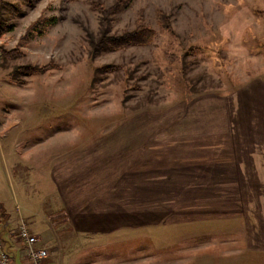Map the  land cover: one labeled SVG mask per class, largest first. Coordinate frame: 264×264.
<instances>
[{"label": "rangeland", "instance_id": "obj_1", "mask_svg": "<svg viewBox=\"0 0 264 264\" xmlns=\"http://www.w3.org/2000/svg\"><path fill=\"white\" fill-rule=\"evenodd\" d=\"M105 15L111 34L143 23L155 37L93 55L89 39L102 33ZM108 66L117 70H101ZM257 76L264 0H0V219L31 216L51 189L49 167L21 166H31L23 147L29 154L54 138L112 134L128 120L191 119L200 94ZM61 224L50 264H122L154 246L159 261L176 250L174 239L73 238Z\"/></svg>", "mask_w": 264, "mask_h": 264}, {"label": "crops", "instance_id": "obj_2", "mask_svg": "<svg viewBox=\"0 0 264 264\" xmlns=\"http://www.w3.org/2000/svg\"><path fill=\"white\" fill-rule=\"evenodd\" d=\"M196 99L191 119L128 120L112 134L54 138L29 154L21 146L31 160L21 166L49 167L51 189L31 216L0 219L15 263L25 264L23 220L50 252L62 223L73 238L176 240L172 258L158 261L154 246L122 264H263L264 77Z\"/></svg>", "mask_w": 264, "mask_h": 264}, {"label": "trees", "instance_id": "obj_3", "mask_svg": "<svg viewBox=\"0 0 264 264\" xmlns=\"http://www.w3.org/2000/svg\"><path fill=\"white\" fill-rule=\"evenodd\" d=\"M55 22V19L49 20L48 23ZM110 21L108 17L105 15L102 20V33L99 35L98 38L92 36L89 39V43L94 49V54H99L105 50H120L123 48H127L129 46H144L150 44L154 37L155 32L153 29L149 28L148 26L144 25L143 23H139L138 26L133 30H127L120 34H111L109 31ZM10 30V29H9ZM7 56H10L12 52H7ZM25 71L22 73L28 72H37L39 69H29V68H22ZM102 71L106 72H114L117 70L115 66H108L101 69ZM41 71V70H40ZM29 74V73H28Z\"/></svg>", "mask_w": 264, "mask_h": 264}, {"label": "built area", "instance_id": "obj_4", "mask_svg": "<svg viewBox=\"0 0 264 264\" xmlns=\"http://www.w3.org/2000/svg\"><path fill=\"white\" fill-rule=\"evenodd\" d=\"M57 225V223H55ZM25 248L23 262L25 264H46L51 256V252L43 245V242L33 235L26 223L21 220L17 231V241ZM15 258L5 248L0 239V264H16Z\"/></svg>", "mask_w": 264, "mask_h": 264}]
</instances>
